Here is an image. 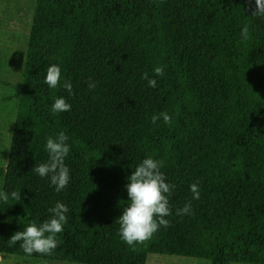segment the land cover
I'll list each match as a JSON object with an SVG mask.
<instances>
[{
	"label": "trees",
	"instance_id": "trees-1",
	"mask_svg": "<svg viewBox=\"0 0 264 264\" xmlns=\"http://www.w3.org/2000/svg\"><path fill=\"white\" fill-rule=\"evenodd\" d=\"M255 7V0H36L10 143L0 145L1 191L21 195L0 200V254L76 264H146L148 255L264 264V17L251 15ZM54 64L61 80L50 88ZM60 97L71 109L54 113ZM161 112L171 124L151 122ZM61 131L70 180L57 192L32 169L48 161L46 140ZM147 157L163 161L175 185L172 214L169 227L133 248L121 240L118 218L129 203L127 178ZM57 202L69 211L51 255L9 246L15 232L50 219ZM186 202L191 212L177 215Z\"/></svg>",
	"mask_w": 264,
	"mask_h": 264
},
{
	"label": "clouds",
	"instance_id": "clouds-1",
	"mask_svg": "<svg viewBox=\"0 0 264 264\" xmlns=\"http://www.w3.org/2000/svg\"><path fill=\"white\" fill-rule=\"evenodd\" d=\"M255 10L252 16L264 17V0H255ZM242 40L251 39L249 28L245 25L241 29ZM156 76L162 77L164 69L157 66L153 69ZM142 79L148 81V86L154 88L156 80L150 78L148 73L142 74ZM61 70L59 65H52L47 69L45 83L50 88H57L60 85ZM95 82H90L88 87L95 88ZM63 87L69 95L73 94L72 84L65 81ZM71 105L63 97L57 98L52 104L54 113L69 111ZM163 119L165 124H171L172 117L161 112L159 115H153L151 122L155 124L158 119ZM69 137L64 131L59 132L54 138L49 137L46 140V151L49 159L46 163L35 165L32 171L40 177H50L51 185L55 186L57 192L65 189L69 183V168L65 165L64 160L70 151L67 143ZM164 166L163 161H158L152 157L145 158L132 174L127 178L126 184L127 195L129 197L128 205L123 209L118 218L119 235L123 242L133 247L137 244H143L150 240L161 227H169L170 221L166 219L171 215L169 197L175 189L174 184L166 182L164 173L161 168ZM192 198H200L198 183L190 185ZM12 200L19 202L21 200L20 190L12 191L10 194L0 191V200L4 203ZM51 217L37 225L35 222L29 224L24 230L15 232L9 239V246L22 242L20 244L24 253L32 255L39 253L41 255H51L58 247L57 235L62 233L64 225L67 223V205L57 202L54 207L48 209ZM191 212V203L186 202L184 207L177 209V215H185ZM0 264H12L10 258H5L0 254Z\"/></svg>",
	"mask_w": 264,
	"mask_h": 264
},
{
	"label": "rangeland",
	"instance_id": "rangeland-1",
	"mask_svg": "<svg viewBox=\"0 0 264 264\" xmlns=\"http://www.w3.org/2000/svg\"><path fill=\"white\" fill-rule=\"evenodd\" d=\"M36 0H0V145L11 138ZM1 161L5 164L6 158ZM2 178H0V191ZM12 264H76L4 255ZM146 264H210L204 259L148 255ZM238 264V263H232Z\"/></svg>",
	"mask_w": 264,
	"mask_h": 264
}]
</instances>
